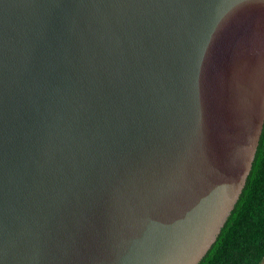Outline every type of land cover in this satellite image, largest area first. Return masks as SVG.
I'll list each match as a JSON object with an SVG mask.
<instances>
[{
	"label": "water",
	"instance_id": "obj_1",
	"mask_svg": "<svg viewBox=\"0 0 264 264\" xmlns=\"http://www.w3.org/2000/svg\"><path fill=\"white\" fill-rule=\"evenodd\" d=\"M264 127V0H0V264H198Z\"/></svg>",
	"mask_w": 264,
	"mask_h": 264
},
{
	"label": "trees",
	"instance_id": "obj_2",
	"mask_svg": "<svg viewBox=\"0 0 264 264\" xmlns=\"http://www.w3.org/2000/svg\"><path fill=\"white\" fill-rule=\"evenodd\" d=\"M264 261V127L243 191L216 241L198 264Z\"/></svg>",
	"mask_w": 264,
	"mask_h": 264
},
{
	"label": "rangeland",
	"instance_id": "obj_3",
	"mask_svg": "<svg viewBox=\"0 0 264 264\" xmlns=\"http://www.w3.org/2000/svg\"><path fill=\"white\" fill-rule=\"evenodd\" d=\"M261 264H264V261Z\"/></svg>",
	"mask_w": 264,
	"mask_h": 264
}]
</instances>
